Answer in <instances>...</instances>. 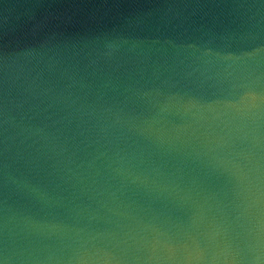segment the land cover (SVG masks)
Masks as SVG:
<instances>
[{
    "label": "clouds",
    "instance_id": "clouds-1",
    "mask_svg": "<svg viewBox=\"0 0 264 264\" xmlns=\"http://www.w3.org/2000/svg\"><path fill=\"white\" fill-rule=\"evenodd\" d=\"M0 264H264V0H0Z\"/></svg>",
    "mask_w": 264,
    "mask_h": 264
}]
</instances>
